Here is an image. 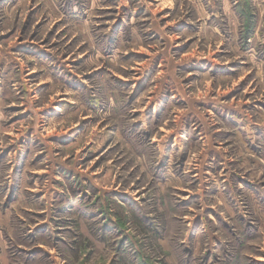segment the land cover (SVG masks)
<instances>
[{
    "label": "rangeland",
    "instance_id": "374dc122",
    "mask_svg": "<svg viewBox=\"0 0 264 264\" xmlns=\"http://www.w3.org/2000/svg\"><path fill=\"white\" fill-rule=\"evenodd\" d=\"M0 264H264V0H0Z\"/></svg>",
    "mask_w": 264,
    "mask_h": 264
}]
</instances>
